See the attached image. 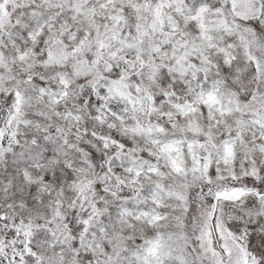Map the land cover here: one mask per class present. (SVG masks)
<instances>
[{
	"label": "snow or ice",
	"instance_id": "1",
	"mask_svg": "<svg viewBox=\"0 0 264 264\" xmlns=\"http://www.w3.org/2000/svg\"><path fill=\"white\" fill-rule=\"evenodd\" d=\"M0 264H264V0H0Z\"/></svg>",
	"mask_w": 264,
	"mask_h": 264
}]
</instances>
